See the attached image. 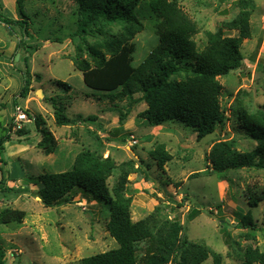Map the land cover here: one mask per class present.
I'll return each instance as SVG.
<instances>
[{
  "label": "rangeland",
  "instance_id": "374dc122",
  "mask_svg": "<svg viewBox=\"0 0 264 264\" xmlns=\"http://www.w3.org/2000/svg\"><path fill=\"white\" fill-rule=\"evenodd\" d=\"M177 2L196 23L194 40L198 49L206 45L208 32L221 30L225 36L236 35V30L226 27L225 23L237 15V0ZM0 4L5 15L15 19L20 17L16 0H0ZM254 5L250 17L251 37L244 39L241 45L242 63L218 77L223 85L220 103L226 119L213 133L199 140L191 128L182 123L149 126L138 117L146 107L144 102L129 105V99H98V93L84 84L81 72L70 59L80 42L79 37L72 35L77 17L73 0H23V8L31 20L33 41L29 44L34 46L36 43L37 49L25 48L19 36L0 22V121L7 125L14 117V97L19 93L23 79L30 75L31 90L17 106L40 114L45 120L43 127L51 131L56 142V150L46 153L37 145L41 135L33 130L32 121H23L22 127L30 129V138L15 141L17 129L12 126V140L4 143L1 156L5 164L0 160V186L2 175L8 171L9 180L5 185L11 190H0V210L10 207L25 213L21 222L0 224L4 264H81L85 256L118 246L106 228L109 214L105 202L84 199L75 188L72 202L46 207L38 196V185L27 183L28 192L19 191L20 187H25L30 175L66 170L83 149L97 151L103 157L110 155L116 164L133 160L135 167H139L137 172L127 176L125 186V195L131 196L133 221L160 206L164 214L181 222L189 242L207 245L220 253L227 264H240L241 249L249 243L264 250V201L252 209L257 224L253 241L243 236V229L236 225L235 214L238 207L244 212L248 210L250 194L263 192L264 169L229 170L220 177L207 168V156L217 141L233 137L240 151L251 150L256 144L241 131L236 119L238 105L254 112L264 104V0H254ZM139 16L144 28L133 39L134 65L157 42L154 18L148 13H139ZM104 27L112 32L120 30L116 24ZM93 39L86 36L87 41ZM58 81L71 87L67 90ZM38 89L42 97L36 94ZM44 97L53 99L45 102ZM53 103L65 107V113L71 118L77 114L97 115V121L104 129L87 128L81 121L72 126L57 125ZM122 112L126 115L120 118ZM90 130L96 131L99 138ZM4 133L0 128V135ZM158 144H163L172 156L162 168L150 155ZM116 176L117 170L107 179L109 187ZM192 209H199L200 213L189 219ZM221 227L229 233L227 237ZM210 261L208 258L206 263Z\"/></svg>",
  "mask_w": 264,
  "mask_h": 264
},
{
  "label": "trees",
  "instance_id": "16d2710c",
  "mask_svg": "<svg viewBox=\"0 0 264 264\" xmlns=\"http://www.w3.org/2000/svg\"><path fill=\"white\" fill-rule=\"evenodd\" d=\"M73 1L77 17L76 30L72 35L79 37L80 42L70 59L81 72L84 84L98 93L95 94L98 99H129V105L144 102L146 107L138 113V117L149 126L166 122L182 123L191 128L198 140L223 125L226 119L220 103L223 85L218 77L228 74L242 63L241 45L244 39L251 37L250 17L255 6L254 0H237V15L225 23L226 27L236 30V35L225 36L221 30L208 32L207 43L201 49H198L194 40L196 23L177 0ZM16 8L20 17L15 19L5 15L0 4V22L19 36L25 48L37 49L39 45L36 43L34 46L29 44L33 41L31 20L23 8V0H16ZM139 13H148L154 18L157 42L134 65L133 39L144 28ZM115 24L120 26L117 32L104 27ZM88 35L94 39L87 41ZM262 69L264 73V64ZM30 82V75L23 79V85L14 97V106L20 104L21 98L28 96ZM58 84L67 90L71 87L63 81H58ZM52 99L44 97L45 102ZM52 107L57 125L72 126L81 121L87 128L94 127L97 131L104 129L95 114H77L71 118L62 105L53 103ZM25 112L29 118H33V130L41 135L37 145L46 153L54 152L56 142L51 131L43 127V117L32 114L28 109ZM125 115L122 112L120 118ZM236 119L241 131L254 139L256 144L251 150L240 151L233 137L215 142L207 156V168L220 177L229 170L251 167L264 169V104L254 112L238 105ZM11 121L7 125L0 121V128L5 131L0 135V160L4 164L1 153L4 143L12 140ZM89 132L99 138L96 131ZM15 133V141L30 138V129L26 127L17 129ZM150 155L161 168L172 158L163 144H158L150 151ZM116 170L117 176L109 187L107 179ZM138 170L133 160L116 164L110 155L103 157L97 151L83 149L66 170L30 175L25 187H20L19 191L28 192L27 183L38 185V196L46 207L72 202L75 188L79 189L84 199L92 198L107 204L109 218L106 228L118 246L85 256L81 264H227L220 253L207 245L189 242L183 234L181 222L164 214L160 206L141 219H131V196L125 195V186L127 176ZM2 179L0 190L4 191L8 189L5 185V181L9 180L8 171L2 175ZM261 201H264V190L249 195L248 210L244 212L243 208L238 207L235 213L237 227L243 229V236L250 241L255 240L257 231L252 209ZM199 213V209H192L189 219ZM24 214L21 209L5 207L0 210V224L21 222ZM220 221L224 219L220 218ZM220 230L228 236L229 233L223 227ZM0 256V264H4V250ZM241 257L240 264H264V250L251 243L241 249ZM208 258L211 261L206 263Z\"/></svg>",
  "mask_w": 264,
  "mask_h": 264
},
{
  "label": "built area",
  "instance_id": "2783aa9c",
  "mask_svg": "<svg viewBox=\"0 0 264 264\" xmlns=\"http://www.w3.org/2000/svg\"><path fill=\"white\" fill-rule=\"evenodd\" d=\"M23 121H32V119L27 116L24 109L16 105L14 108V117L12 118L13 129H20Z\"/></svg>",
  "mask_w": 264,
  "mask_h": 264
},
{
  "label": "water",
  "instance_id": "95a60500",
  "mask_svg": "<svg viewBox=\"0 0 264 264\" xmlns=\"http://www.w3.org/2000/svg\"><path fill=\"white\" fill-rule=\"evenodd\" d=\"M36 94H37L39 97H42V96H43L42 93H41V90H40V89H38V90L36 91ZM37 198H39V197H37Z\"/></svg>",
  "mask_w": 264,
  "mask_h": 264
},
{
  "label": "crops",
  "instance_id": "0c3cea01",
  "mask_svg": "<svg viewBox=\"0 0 264 264\" xmlns=\"http://www.w3.org/2000/svg\"><path fill=\"white\" fill-rule=\"evenodd\" d=\"M0 62H2V61L0 60Z\"/></svg>",
  "mask_w": 264,
  "mask_h": 264
}]
</instances>
